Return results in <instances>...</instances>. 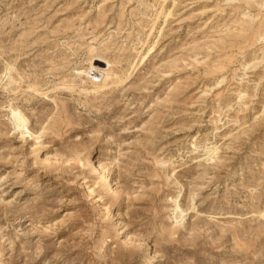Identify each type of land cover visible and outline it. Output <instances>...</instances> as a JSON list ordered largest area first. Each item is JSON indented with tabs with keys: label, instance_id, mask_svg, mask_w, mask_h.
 Wrapping results in <instances>:
<instances>
[{
	"label": "rangeland",
	"instance_id": "374dc122",
	"mask_svg": "<svg viewBox=\"0 0 264 264\" xmlns=\"http://www.w3.org/2000/svg\"><path fill=\"white\" fill-rule=\"evenodd\" d=\"M0 264H264V0H0Z\"/></svg>",
	"mask_w": 264,
	"mask_h": 264
},
{
	"label": "bare ground",
	"instance_id": "6f19581e",
	"mask_svg": "<svg viewBox=\"0 0 264 264\" xmlns=\"http://www.w3.org/2000/svg\"><path fill=\"white\" fill-rule=\"evenodd\" d=\"M92 48H93L92 50H96L98 48V45L97 44H92ZM13 118H15L16 122L18 123L17 125H19V126H21L22 124H24L25 123V120H26L20 112H17V113L15 112ZM178 209H179V207H178Z\"/></svg>",
	"mask_w": 264,
	"mask_h": 264
}]
</instances>
